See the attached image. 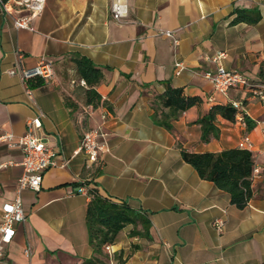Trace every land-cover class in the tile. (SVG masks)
Returning <instances> with one entry per match:
<instances>
[{
    "label": "crops",
    "instance_id": "0c3cea01",
    "mask_svg": "<svg viewBox=\"0 0 264 264\" xmlns=\"http://www.w3.org/2000/svg\"><path fill=\"white\" fill-rule=\"evenodd\" d=\"M113 2L127 6L119 22ZM237 10H256L261 18L234 23ZM33 24L34 32L17 29L0 11V135L22 136L42 114L34 135L58 153L60 163L69 162L49 169L39 192H22L26 220L16 226L0 264H82L91 258V197L78 193L82 186L143 211L151 221L150 237L132 235V225L124 229L111 246V264L121 252L124 264H264V104L242 89L221 94L205 77L224 66L264 82V0H46ZM161 31L174 32L178 45ZM17 52L28 68L41 58L54 62L53 80L32 81L38 83L34 102L23 80L8 73ZM220 54L225 56L214 61ZM77 57L102 69L96 89L112 109L86 104L88 87L81 85ZM177 63L185 66L179 75ZM167 84L200 98L171 130L154 118ZM233 103L243 104L244 121L218 115L219 136L202 141L197 120ZM95 128L105 132L99 142L106 148L91 162L85 152H75ZM246 137L262 170L253 180L252 198L239 209L181 151L219 153L238 148ZM23 158L20 148L0 143V223L3 205L17 196ZM218 218L225 221L222 234L213 226Z\"/></svg>",
    "mask_w": 264,
    "mask_h": 264
},
{
    "label": "trees",
    "instance_id": "16d2710c",
    "mask_svg": "<svg viewBox=\"0 0 264 264\" xmlns=\"http://www.w3.org/2000/svg\"><path fill=\"white\" fill-rule=\"evenodd\" d=\"M8 2L10 0H4ZM237 18L234 23L244 21L256 24L261 18L256 10H237ZM78 72L80 77L86 81L85 90L86 104L94 107L106 106L112 109L108 102L103 101L96 87L104 79L102 69L96 67L85 57H77ZM38 83L31 82V87ZM160 113L157 112L155 120L168 130L172 129L173 123L177 121L188 109L198 105L200 98L184 95L182 88L166 85L164 93L158 96ZM66 104L73 107V102L66 98ZM237 109L229 104L216 106L211 109L207 116L197 120L202 128V141L207 142L212 137L219 136V130L215 126L217 116L234 121ZM248 129H253L255 123L245 117ZM184 161L190 164L201 178L213 182L216 187L230 194L231 203L239 209L246 207L253 196L252 173L255 164L254 154L250 150L241 148L226 149L219 153H193L182 149ZM86 224L89 231L90 245L94 255L83 261L82 264H111L113 256L107 251V247L114 245L120 234L126 227L132 225V235L141 234L150 237L149 229L151 221L143 211L132 208L127 203H118L101 196L92 190L91 201L87 207ZM142 226L143 231L137 228ZM117 264H124L123 252L114 255Z\"/></svg>",
    "mask_w": 264,
    "mask_h": 264
},
{
    "label": "built area",
    "instance_id": "2783aa9c",
    "mask_svg": "<svg viewBox=\"0 0 264 264\" xmlns=\"http://www.w3.org/2000/svg\"><path fill=\"white\" fill-rule=\"evenodd\" d=\"M45 4L46 0H10L8 2L0 0V11H3L13 18L14 25L17 29H27L34 32L36 28L33 22L42 14ZM127 12L128 10L125 4L113 2L112 13L115 20L118 22L121 21V19L127 15ZM160 35L173 39L175 45L179 43L172 31H161ZM16 54V64L8 73L11 76H19L23 80L26 84L28 98L34 102L31 82L36 79L45 82L53 80L55 78L54 62L47 58H41L36 66L28 68L24 65V55L21 52H17ZM224 56L225 54H220L214 61ZM177 67L179 68L177 72L179 75L185 66L183 63H177ZM205 77L212 82L215 90L221 94L227 95L232 89H242L246 91L251 98L264 104V82H252L241 72L228 70L224 66L218 67L217 71L214 73H206ZM81 85L87 87L86 81L82 80ZM242 105V103H233V106L237 109L236 117L244 121L242 113L240 112ZM41 117L42 114L30 120L27 123V131L22 136H16L13 133H4L0 135V143H7L12 147H18L24 154L23 161L21 162L23 174L17 182V196L15 200L5 203L2 207V220L0 223V263L5 260L6 247L13 241L16 234V226L24 223L26 220L22 192L25 190L39 192L46 172L54 167L64 168L69 162L60 163L58 161V153L47 147L34 135V129L40 128L42 125ZM262 126L264 130V121ZM105 135L102 128H95L87 131L84 134L81 146L75 154L83 151L88 156L89 161L97 162L100 154L106 148L104 144L99 142V139ZM238 148L252 151L253 144L249 137L244 138L239 143ZM261 170V166L255 162L252 180L261 173ZM78 193L91 197V194L88 193L85 186L80 187ZM213 226L218 233L222 234L225 230L224 219H216ZM107 251L111 254L112 247H107ZM27 253H29V250Z\"/></svg>",
    "mask_w": 264,
    "mask_h": 264
}]
</instances>
